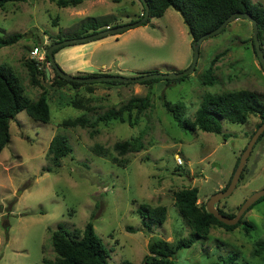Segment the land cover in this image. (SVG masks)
I'll use <instances>...</instances> for the list:
<instances>
[{"label":"rangeland","instance_id":"obj_1","mask_svg":"<svg viewBox=\"0 0 264 264\" xmlns=\"http://www.w3.org/2000/svg\"><path fill=\"white\" fill-rule=\"evenodd\" d=\"M252 1L264 6V0ZM141 11L139 0H103L95 5L83 0L69 7H60L52 0H25L0 7V38L16 32L23 35L18 42L0 47V64L13 69L31 99L47 90L52 111L48 122L19 112L11 121V141L0 153V264H44L43 258L57 255L51 235L59 224L83 229L89 221L110 253L109 264L125 260L145 264L153 239L176 244L193 231L179 211L175 191L198 187V202L206 206L212 194L226 187L260 118L250 115L244 124L223 121L220 134L186 131L163 106L164 95L183 105L186 115L194 119L208 93L243 88L264 92V69L253 46L251 20H233L220 33L205 39L197 66L185 79L97 81L77 88L52 85V74L48 79L40 77L41 85L31 81L27 60L35 59L31 56L35 46L48 51L51 36L68 37L87 17L112 16L124 24L138 18ZM115 35L106 36L112 37L94 57L111 63L112 71L119 65L127 67L119 75L173 73L192 64L194 40L173 7L162 17H151L148 23ZM217 54L216 82L204 84L203 74ZM134 95L152 99V106L135 126L103 121L87 126L63 124L78 116L95 122ZM58 133L68 136L73 151L56 166L49 145ZM137 136L144 143L142 150L123 155L115 150L118 141ZM245 168L233 193L218 202L227 213L237 214L251 194L264 188V136L256 142ZM144 203L168 208L165 223L155 225L151 233L143 228L138 212ZM244 219L254 224L250 232L242 226L226 230L214 225L207 240L180 249L174 264H264V254H254L256 243L264 241V199L247 211ZM128 226L135 231H128Z\"/></svg>","mask_w":264,"mask_h":264},{"label":"trees","instance_id":"obj_2","mask_svg":"<svg viewBox=\"0 0 264 264\" xmlns=\"http://www.w3.org/2000/svg\"><path fill=\"white\" fill-rule=\"evenodd\" d=\"M17 1L21 2L25 0H0V7H4L8 2ZM52 1L60 7L78 6L83 2V0ZM114 1L120 2L121 0ZM139 2L142 5L141 13L138 15V18H132L128 22H134L144 16L146 11L144 2L142 0H139ZM147 2L150 6V15L143 24L148 23L151 17H162L169 7H173L181 14L193 40H197L204 34L219 27L234 12H249L258 21L259 38L262 47L264 45V6L259 2H253L252 0H147ZM111 18L113 19L110 20ZM119 20V18L112 16L102 18L87 17L82 21L78 31L72 32L68 37L58 35L56 39L51 36V38H53L51 44L65 38L85 36L108 27L121 25L123 22ZM22 37L23 35L19 32L1 37L0 47L12 45L18 42ZM252 41L256 51L254 39H252ZM50 45H48V48ZM66 46L68 45L58 47L55 49L54 53L56 54L60 49ZM219 56L220 54H217L211 61L210 66L205 70L203 74L204 84H215L214 62ZM48 58L46 54L47 64H44V61L39 62L36 59L27 60L31 81L34 85H41L40 77L48 79L46 68L49 66L51 68V74L53 75L50 79L52 85L60 87L70 84L77 88L87 83L64 78L52 65H50ZM143 73L145 72L141 74ZM104 74L106 73H80L78 75L95 76ZM186 77L187 75H184L183 77L175 78V80L185 79ZM159 79L161 78H152L142 82L151 83ZM167 79L171 80L174 78ZM110 82L120 83L123 81L114 80ZM89 89L91 91L93 90L92 88ZM151 106L152 99L149 95H134L120 107H113L105 111L95 122H90L85 116H78L65 120L63 124L66 126H76L78 124L87 126L89 124L95 125L97 122L103 121L105 123L126 122L131 126H135L140 122L142 115ZM163 106L178 125L186 131L201 129L203 131L220 134L223 131V121L244 124L248 121L250 115H255L260 118V123L257 125L258 127L264 122V92L249 88L206 94L195 113L194 119H190L186 115L183 105L167 100L165 95ZM21 111H26L30 117L37 121L48 122L52 113L48 91L44 90L37 99H31L25 94L24 86L13 69L6 64H0V153L10 143L11 121L15 119L16 115ZM263 136L264 132L260 135L258 141ZM114 148L119 154L123 155L128 152L142 150L144 148V143L141 137L137 136L124 141H118L114 145ZM72 151L73 147L69 142L68 136L64 133L56 134L49 145V154L56 166H59L60 160L68 156ZM240 157H238L233 173L224 189L230 184L233 174L239 164ZM245 169L246 168H244L243 171H245ZM242 177L243 172L240 179H242ZM174 196L181 215L188 219L193 231L189 236L181 237L176 244H172L163 238L153 239L149 245V253L144 258L145 264H174V258L180 249L191 247L198 240H207L214 225L224 227L226 230H234L242 226L247 233L250 232V228L254 227L252 222L244 219L245 214L242 219L234 225L225 224L220 221L207 210L205 205L198 202V187H185L179 189L174 192ZM263 199L264 196L247 211L252 209ZM217 208L220 212L230 217L236 215L234 213L225 212L219 206H217ZM138 212L143 221V228L150 233L155 225L164 224L168 216V208L166 205L150 206L144 203L140 206ZM127 229L130 232L135 231V228L132 226H128ZM51 240L57 255L55 258H43L44 264H109L110 253L97 235L92 221H89L83 229H68L64 225L59 224L58 228L52 232ZM254 254L257 256H262L264 254L263 240L256 243ZM123 264L134 263L130 260H125ZM245 264L248 263L246 262Z\"/></svg>","mask_w":264,"mask_h":264},{"label":"water","instance_id":"obj_3","mask_svg":"<svg viewBox=\"0 0 264 264\" xmlns=\"http://www.w3.org/2000/svg\"><path fill=\"white\" fill-rule=\"evenodd\" d=\"M144 2L145 5V14L142 18L134 21V22H128V23H124L118 26H113V27H108L104 30H100L98 32L95 33H91L85 36H79V37H73V38H66L63 40H59L57 42H54L50 45V47L48 48L47 51V55H48V59L50 62V65H52L59 73L61 76H63L64 78H67L69 80H74V81H78V82H97V81H114V80H118V81H123V82H142L148 79H152V78H180L183 77L184 75H188L189 73L193 72L197 66L198 63V59L200 56V47L201 44L203 43V41L211 36H214L218 33H220L222 30H224L226 28V26L232 22L233 20H236L238 18H247L249 20H251L252 25H253V39H254V44H255V48L257 51V54L259 56L260 62L264 68V49L262 47L261 44V40L259 38V25H258V21L257 19H255L251 13L249 12H234L233 14H231L219 27H217L216 29L204 34L203 36H201L200 38H198L197 40L193 41V47H194V57H193V61L192 64L189 66V68L182 70V71H177V72H173V73H157V72H152V73H143L140 75H136V76H124V75H119V74H104V75H95V76H81V75H73V74H69L67 72H65L61 66L57 63L56 59H55V49H57L60 46L63 45H70V44H78V43H83V42H89V41H93V40H97L99 38H103L105 36L108 35H114V34H118L121 32H124L128 29H131L133 27L142 25L148 18L150 15V6L147 2V0H142ZM44 64H47V59L44 60ZM46 74H47V78L51 77V68L50 66L46 68ZM264 132V122L258 127V129L256 130V132L253 134L251 140L249 141L247 147L245 148L244 152L242 153L241 157H240V161L239 164L233 174V177L231 179L230 184L228 185V187L226 189L220 190L218 192H215L214 194H212V196L209 198L208 202H207V210L212 213L213 215H215L220 221H222L225 224H229V225H234L237 224L243 217V215L247 212V210L253 205L255 204L261 197L264 196V188L261 190H258L256 192H254L253 194H251L241 205V207L239 208L237 214L234 217H230L226 214H223L222 212L219 211V209L217 208V203L230 196L233 191L235 190V188L237 187L239 180L241 178L242 172L245 168V165L248 161V158L256 144V142L258 141L260 135Z\"/></svg>","mask_w":264,"mask_h":264},{"label":"crops","instance_id":"obj_4","mask_svg":"<svg viewBox=\"0 0 264 264\" xmlns=\"http://www.w3.org/2000/svg\"><path fill=\"white\" fill-rule=\"evenodd\" d=\"M89 1L92 5H95L103 0H89ZM132 3L135 4V2ZM134 15H132L131 17H133ZM112 36H116V35H112ZM112 36L109 37L105 36L103 38H99L97 40H93L89 42L70 44L69 46L60 49L55 54L58 64L66 72H69L70 74L73 75H78L80 73H84V74L97 73V72H101V70L104 71L107 70L105 72L106 74H108L109 72L110 74L113 72H115L116 74L125 72V69H127V67L120 68L121 65H119L117 70L112 71L111 63L109 64L108 61H102V59H96L94 57V52L99 48L103 47L104 44H107V42L105 41H107V39H109ZM48 39L50 40V38ZM134 70H136V68Z\"/></svg>","mask_w":264,"mask_h":264},{"label":"built area","instance_id":"obj_5","mask_svg":"<svg viewBox=\"0 0 264 264\" xmlns=\"http://www.w3.org/2000/svg\"><path fill=\"white\" fill-rule=\"evenodd\" d=\"M46 54H47V49L44 48L43 51H41L40 48H38L37 46H35L32 50H31V56L35 59H37V61L42 62L46 59Z\"/></svg>","mask_w":264,"mask_h":264},{"label":"flooded vegetation","instance_id":"obj_6","mask_svg":"<svg viewBox=\"0 0 264 264\" xmlns=\"http://www.w3.org/2000/svg\"><path fill=\"white\" fill-rule=\"evenodd\" d=\"M218 204V203H217ZM218 206V205H217ZM218 264H220V263H218Z\"/></svg>","mask_w":264,"mask_h":264}]
</instances>
